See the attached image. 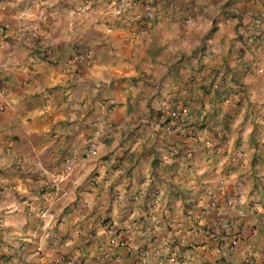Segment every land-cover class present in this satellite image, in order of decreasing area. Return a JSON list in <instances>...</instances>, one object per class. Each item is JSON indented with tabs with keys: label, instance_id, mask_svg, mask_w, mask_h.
I'll return each mask as SVG.
<instances>
[{
	"label": "crops",
	"instance_id": "crops-1",
	"mask_svg": "<svg viewBox=\"0 0 264 264\" xmlns=\"http://www.w3.org/2000/svg\"><path fill=\"white\" fill-rule=\"evenodd\" d=\"M133 1L0 0V264H264V0Z\"/></svg>",
	"mask_w": 264,
	"mask_h": 264
},
{
	"label": "built area",
	"instance_id": "built-area-1",
	"mask_svg": "<svg viewBox=\"0 0 264 264\" xmlns=\"http://www.w3.org/2000/svg\"><path fill=\"white\" fill-rule=\"evenodd\" d=\"M139 2H141V0L133 1L131 2V6H137ZM118 11H119L118 15H121L122 13L126 12V9L121 8V9H118ZM5 31H6V27L0 23V35H3ZM93 63H94V60L92 58L90 50L86 47L77 46L75 47L72 56L68 59L67 66L68 68H74L76 70L77 69L87 70L91 68ZM214 88H217V84H214ZM4 93H5V90L0 89V95H3ZM1 109H2V106L0 105V110ZM170 111H171L170 112L171 120L168 122L165 128V131L167 133H171L173 131V124L175 123L176 118L186 116L188 113V110L186 109V107H181L180 109H176V110L173 109ZM89 152L90 154H93L95 150L91 149L89 150ZM74 158H75L74 155H68L64 159V165L67 171H69L71 167V163L73 162ZM248 248L249 250L247 251V256L244 258V264L249 263L252 257L251 248L250 247ZM53 263L54 264H83L81 262H75L71 260L70 258H66V257L54 258Z\"/></svg>",
	"mask_w": 264,
	"mask_h": 264
}]
</instances>
